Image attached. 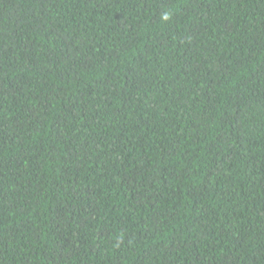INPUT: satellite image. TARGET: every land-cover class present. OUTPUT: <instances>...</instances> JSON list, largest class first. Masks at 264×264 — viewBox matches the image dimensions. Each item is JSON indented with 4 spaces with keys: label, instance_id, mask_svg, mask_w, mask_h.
<instances>
[{
    "label": "trees",
    "instance_id": "trees-1",
    "mask_svg": "<svg viewBox=\"0 0 264 264\" xmlns=\"http://www.w3.org/2000/svg\"><path fill=\"white\" fill-rule=\"evenodd\" d=\"M0 264H264V0H0Z\"/></svg>",
    "mask_w": 264,
    "mask_h": 264
},
{
    "label": "clouds",
    "instance_id": "clouds-1",
    "mask_svg": "<svg viewBox=\"0 0 264 264\" xmlns=\"http://www.w3.org/2000/svg\"><path fill=\"white\" fill-rule=\"evenodd\" d=\"M167 18H168V16H167V14H165L164 19H167Z\"/></svg>",
    "mask_w": 264,
    "mask_h": 264
}]
</instances>
